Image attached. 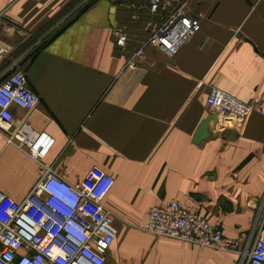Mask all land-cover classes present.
I'll return each instance as SVG.
<instances>
[{
	"label": "crops",
	"instance_id": "0c3cea01",
	"mask_svg": "<svg viewBox=\"0 0 264 264\" xmlns=\"http://www.w3.org/2000/svg\"><path fill=\"white\" fill-rule=\"evenodd\" d=\"M148 2L0 0V42L13 49L0 83L20 70L38 98L33 110L11 107L14 123L54 139L38 163L0 131V193L21 203L44 172L75 184L98 167L113 179L102 204L117 232L104 264H246L239 252L264 228V115L213 124L199 145L193 136L213 113L210 87L264 102V0H198L201 28L172 57L143 47ZM169 201L203 214L237 251L144 232L149 210Z\"/></svg>",
	"mask_w": 264,
	"mask_h": 264
},
{
	"label": "built area",
	"instance_id": "2783aa9c",
	"mask_svg": "<svg viewBox=\"0 0 264 264\" xmlns=\"http://www.w3.org/2000/svg\"><path fill=\"white\" fill-rule=\"evenodd\" d=\"M198 0H149L150 20L145 24L150 46L168 57L201 28ZM153 20V22H152ZM115 45L125 51L128 35L124 26L113 29ZM0 42V59L12 52ZM141 49L131 53L128 66L135 67ZM37 96L27 87L22 71L16 70L0 83V131L7 141L40 163L54 144L46 132H36L27 121L14 123L11 107L33 110ZM206 107L221 125H240L252 113L264 115V102L243 103L216 87L208 89ZM113 186L112 177L92 167L83 179L70 184L51 171L44 172L23 202L0 193V264H104L106 252L117 232L113 215L103 200ZM142 230L199 248L237 251L220 227L201 213L189 211L177 201L152 207ZM246 264H264V228L246 250L239 252ZM242 259V261H243Z\"/></svg>",
	"mask_w": 264,
	"mask_h": 264
},
{
	"label": "water",
	"instance_id": "95a60500",
	"mask_svg": "<svg viewBox=\"0 0 264 264\" xmlns=\"http://www.w3.org/2000/svg\"><path fill=\"white\" fill-rule=\"evenodd\" d=\"M217 122L216 113L208 115L204 120L201 121L197 127L193 136V142L197 145L201 144L202 141L207 139L212 134V126Z\"/></svg>",
	"mask_w": 264,
	"mask_h": 264
},
{
	"label": "trees",
	"instance_id": "16d2710c",
	"mask_svg": "<svg viewBox=\"0 0 264 264\" xmlns=\"http://www.w3.org/2000/svg\"><path fill=\"white\" fill-rule=\"evenodd\" d=\"M30 44L31 43H28V44L23 45V47L21 48V51L20 52H22L26 47L30 46ZM41 47H42V45H40L35 51H33L34 53H32L31 55L33 56L34 54H36L38 52V50L41 49Z\"/></svg>",
	"mask_w": 264,
	"mask_h": 264
}]
</instances>
